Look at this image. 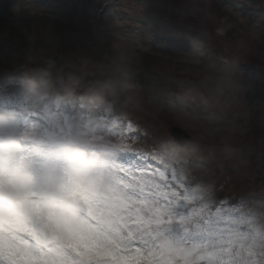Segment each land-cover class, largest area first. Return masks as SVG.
I'll list each match as a JSON object with an SVG mask.
<instances>
[{"label": "rangeland", "instance_id": "obj_1", "mask_svg": "<svg viewBox=\"0 0 264 264\" xmlns=\"http://www.w3.org/2000/svg\"><path fill=\"white\" fill-rule=\"evenodd\" d=\"M103 1L0 0V115L10 134L24 135L16 117L33 69L54 62L53 87L58 76L80 69L94 78L91 92L113 97L100 134L129 160L156 161L157 173L145 180L196 181L224 198L212 212L222 228L242 217L264 234V0H113L99 13ZM16 74L26 82L11 83L18 90L5 81ZM117 76L127 88L100 90ZM90 119L95 130L97 118ZM175 125L195 142H175ZM6 163L0 154V167ZM237 198L239 206L227 204ZM250 264H264V257Z\"/></svg>", "mask_w": 264, "mask_h": 264}, {"label": "snow or ice", "instance_id": "obj_2", "mask_svg": "<svg viewBox=\"0 0 264 264\" xmlns=\"http://www.w3.org/2000/svg\"><path fill=\"white\" fill-rule=\"evenodd\" d=\"M93 81L80 69L65 73L18 110L26 150L0 167V264H250L264 257V234L248 221L225 229L212 215L224 207L219 193L162 175L145 180L157 173L156 161L133 154L132 163L100 134L113 97L91 92ZM68 144L99 153L98 164L69 168L60 154Z\"/></svg>", "mask_w": 264, "mask_h": 264}, {"label": "clouds", "instance_id": "obj_3", "mask_svg": "<svg viewBox=\"0 0 264 264\" xmlns=\"http://www.w3.org/2000/svg\"><path fill=\"white\" fill-rule=\"evenodd\" d=\"M54 62L50 61L48 67H38L33 69L28 75L27 83L24 85V91L29 95H36L41 92V89L50 85V71ZM78 81L73 80L69 87H74ZM127 88L128 85L123 77L117 76L100 85L101 91H116L117 88ZM12 125L7 117L0 115V133L3 138L0 139V154L3 155L5 161L14 160L24 155L26 145L22 135H11ZM30 133H34V129H29ZM60 154L63 156L65 163L69 168L80 165L83 167H94L100 160L99 153H92L88 148L79 145H64L60 149Z\"/></svg>", "mask_w": 264, "mask_h": 264}, {"label": "bare ground", "instance_id": "obj_4", "mask_svg": "<svg viewBox=\"0 0 264 264\" xmlns=\"http://www.w3.org/2000/svg\"><path fill=\"white\" fill-rule=\"evenodd\" d=\"M255 28L260 29L259 25H255V26H254V29H255ZM5 81H7V82L9 83L11 89H14V90H18V89H20V88H18V87H12V84H11V83H13V82H17V83H19V84L26 83L25 80H24V78H23L22 76H20V75H17V74H16L15 77L12 76V77H10V78H6ZM111 137H113L115 140H117V139L120 137V135L117 136L116 134H112ZM131 138H132V137H130V139H131Z\"/></svg>", "mask_w": 264, "mask_h": 264}, {"label": "water", "instance_id": "obj_5", "mask_svg": "<svg viewBox=\"0 0 264 264\" xmlns=\"http://www.w3.org/2000/svg\"><path fill=\"white\" fill-rule=\"evenodd\" d=\"M172 135L181 142L191 141V138L187 135V133L177 127L173 130Z\"/></svg>", "mask_w": 264, "mask_h": 264}]
</instances>
